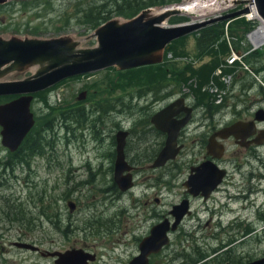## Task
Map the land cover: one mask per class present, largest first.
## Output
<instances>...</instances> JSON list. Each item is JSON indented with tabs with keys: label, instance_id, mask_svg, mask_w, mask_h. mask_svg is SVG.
I'll return each instance as SVG.
<instances>
[{
	"label": "flooded vegetation",
	"instance_id": "1",
	"mask_svg": "<svg viewBox=\"0 0 264 264\" xmlns=\"http://www.w3.org/2000/svg\"><path fill=\"white\" fill-rule=\"evenodd\" d=\"M8 2L10 0H5L0 3V6ZM9 32L28 33H18L12 30ZM164 57L165 55L162 56V59ZM28 73L29 71H25L22 75ZM171 85V80L167 78L158 80L151 87H147L152 93L150 105L137 106L130 111H126L124 108L122 110L126 113L115 115L118 116L115 124L120 127L111 135L114 149L106 152L109 157L107 169L111 170L112 180L108 188L117 189L119 192L129 190L132 203L139 200L140 205L147 207L144 213L138 214L136 202L132 205H126L127 203L123 202L124 214L101 216L91 214V219L85 222L81 229L77 230L81 231L83 236L88 235L89 241L79 240V245L68 244L61 248H47L41 245L40 216L41 213L46 215L42 208V200L46 196L45 188L39 186L37 189V182L31 180L32 169L26 159L32 151L38 155L43 152L46 141L43 140L41 130L46 127L47 113L38 117L40 121H36L32 111L33 93L36 91L31 92L29 111L32 113L33 122L16 148L13 150L7 148L8 156L0 162V177L5 179L0 180V186L7 184L6 188L13 187L7 179L12 174L14 175L15 159L19 160L18 164H22V161L25 162H23L25 165L23 184L25 185L24 189H26V193L21 197V195H14L13 187L12 191L8 190L5 194L7 195L6 198L3 196L0 199V238L8 236L11 233L10 230L13 232L16 230L17 235L15 239L7 240L6 245H3L4 241L0 239V264H15L14 262L24 260V258H15V248L19 251H32L42 257H49L51 259L50 264H58L55 262L57 255L50 254V252L64 251L70 248H81L91 255L90 258H86L84 264H128L129 260L140 252V243L156 224H159L163 231L156 240L155 249L152 248L147 252L145 264H214L219 252L223 253L217 260L218 264H240L264 255V250L259 254H254L251 245H249L250 251L248 248L244 252H234L239 244H243L245 239L252 236L256 231L253 227L255 220L262 222L264 228V156L259 150V147L264 146V136L261 135L264 133V119H254L255 131L242 138L239 135L248 131L245 127L236 130L238 137H234L232 134L221 137L217 132L221 127L235 120H252L257 108L264 110V93L259 92L255 98L254 95L250 96L249 91L244 88V92L234 94L231 104L226 101H220L217 104H203L187 100L186 93L183 91L177 96H171L173 94ZM0 95L3 97L0 100L2 103L17 97L20 93ZM178 96L182 97V104L168 108L167 117L162 119L166 105ZM255 101L256 104L253 103ZM76 103L73 106H76ZM95 107L101 108L102 114L101 112L97 114V112V115H93L89 121L90 124L85 123L86 128L87 126L92 128L93 135L112 119L110 117L112 107L110 102L96 104ZM76 108L74 109L76 110ZM156 113H158L157 116L161 123L166 119L177 120L186 115L187 118L177 130L175 141L179 147L174 157L167 159L159 166H152L151 163L163 145L166 135L164 130L154 126L150 120L151 116ZM83 114H86V111L80 109V116H84ZM128 119L131 120L130 125L122 126L120 124V122ZM77 120L78 118L75 119V121ZM38 126L39 129H37ZM118 130L125 131L122 150L128 168L122 173H129L131 181V184L124 189H121L113 178L116 153L115 135ZM133 131H140L144 135L151 132L153 138L140 137L132 141V145H129L128 137ZM105 136L108 137L109 141L108 133L101 132L103 140ZM209 137H211V141L221 146L220 150L219 148H207ZM42 141H44V145H42ZM181 153L184 154L180 160L181 166H183L182 178L179 180L182 192L178 198L169 200L167 208L159 210L155 207L163 203V198L159 197L158 194H161L162 191L167 194L175 193L174 184L165 178L160 179L159 175H155L151 183L144 182L139 194L134 193L133 190L139 186L138 184H141V181L135 180L137 171L153 170L168 162H176ZM202 161H207L209 168L201 170L197 180L194 179V181L189 182V178L197 172L195 166ZM69 166L70 168L73 167L71 162ZM84 167L87 168L88 172L93 169L88 156H86ZM175 167L178 169L177 166ZM72 172H76L75 167L72 168ZM174 176L171 174V179ZM80 181L82 183L87 182L85 179ZM0 193L3 194V192ZM60 195L65 198L68 211L72 212L75 208V202L71 194L62 192ZM115 195L114 197L110 195L109 199L114 198L115 201L123 199L121 194ZM8 200H11L12 203H8ZM34 200L38 202L37 205ZM68 201L73 203L72 208L69 207ZM30 202L29 208L34 209L35 213L33 214L28 212ZM34 207H37L36 210ZM15 213H18V220L23 219L17 227H13L12 223L13 219L16 218ZM135 216L140 218L135 219ZM67 217L72 216L69 214ZM30 221L32 222L30 223ZM34 227L35 229L38 228L37 234L32 232ZM74 227L62 229L59 232L67 238L75 233ZM207 227L209 229L204 232ZM22 242L32 244L34 248L23 246L20 244Z\"/></svg>",
	"mask_w": 264,
	"mask_h": 264
},
{
	"label": "rangeland",
	"instance_id": "2",
	"mask_svg": "<svg viewBox=\"0 0 264 264\" xmlns=\"http://www.w3.org/2000/svg\"><path fill=\"white\" fill-rule=\"evenodd\" d=\"M91 1L93 0H10L7 4L0 6V31L8 32L12 30L18 33H30L34 31L33 33L48 35L56 33L58 30L70 29L74 30L77 34L86 33L91 30V27H87L86 25L89 24L86 22L78 21V17L85 4ZM101 1L107 3L105 8L108 9L113 6V2L118 0H96L95 3ZM189 1L192 0H175V2L165 3V5L170 3L183 4ZM234 1L231 0V3H219L215 1L216 3L213 4L214 7L216 6L215 10L212 8H209V11L202 9V11L207 13L200 17L192 18L193 16L191 17L186 13L179 15H187L188 19H206L240 10L243 7L248 8L251 0H242L243 2L240 0ZM249 18L246 12H241L229 18L219 19L223 20L222 33L214 41L212 49L203 53H198L195 50L193 32L196 30L186 35L184 34L185 36L184 38L182 37L183 39L181 38L182 40H170V44L168 42L166 45H170L168 49L169 53L168 50L164 52L165 57L161 63L168 70L167 74L173 81L171 85L173 94L171 96H177L183 91L186 93L187 100L197 103L217 104V101H226L231 104L234 94L236 92H244V88L249 91L250 96L254 95L255 98L259 92L264 93V43L257 47L249 39L251 32L259 26L256 18ZM169 19L170 16L166 18L163 24L170 25L177 23L170 22ZM242 20L246 22L245 25L237 23L229 27L232 23L241 22ZM65 21L68 25H66ZM230 21L233 22L228 24ZM86 43H91V41L88 40ZM247 49L255 51L254 54H248ZM216 51L217 53H214ZM232 56L234 59L229 60ZM215 58L219 62H216L217 64L209 72L202 70V68L198 69L200 66H203V63L212 61ZM144 65L147 66L143 67ZM144 65H140L139 78L130 76L131 71H125L126 68L115 69L113 66H108L95 71L62 78L58 82L33 93L32 111L37 119L36 121H40L38 117L47 113L46 123L48 125V128L45 127V129L41 130L43 140L46 141L45 145L44 141H42V145H44L42 154L38 155V153L36 154V152L32 151L26 159L32 169V173H30L31 180L37 182V189L39 186L45 188L46 196L42 200V208L45 210L46 215L41 213L40 216L42 246L61 248L68 244L79 245V240L88 242L90 237L88 235L83 236L81 231L77 230L81 229L85 222L91 219L90 215L124 214L123 202H126V205H132L136 202L138 214L144 213L146 210L147 207L142 204L140 205L139 200L134 201V203L131 202L132 196L129 190L119 192L117 189L108 188L112 180L111 170L107 169L109 157L106 155L108 150L114 149L111 135L120 127L115 124L118 119V116L115 115L126 113V111L133 110L137 106L150 105L152 102V93L147 87H151V85L158 81H155V73H157L155 69L156 63ZM186 65H190L192 70L186 68ZM194 67H197V69ZM148 71H150L149 76L147 74ZM151 71L155 76H150L152 75ZM178 71H183L187 75L190 72L197 73L200 80L197 77L191 76L186 79V82L174 83L173 78H175V72ZM201 75H206L207 79H202ZM148 77L152 78L148 79ZM198 84H201L199 90L202 91V94L199 91H196V94H194L196 96L201 95L199 97H201L202 101L194 100V94H192L190 88V86L196 87ZM138 90H142V93L138 94ZM80 91H85L84 96L81 99H77L76 96ZM1 99L3 97L0 95ZM108 102L112 106L110 110V117L112 119L105 123L103 127L100 128L99 126L100 130L97 133L94 132L93 135L92 128H89L90 126L86 128L85 123L90 124L89 121L93 115L95 116L100 112L102 114V109H97L95 107L96 104ZM74 103H76V106H73ZM253 103L256 104L257 102ZM124 108H126V111L122 110ZM80 109L86 111V114H83L84 116H80ZM64 115L66 116L64 117ZM76 118H78L77 121H75ZM96 124L95 126H97ZM120 124L128 126L131 124V120L122 121ZM37 129H39V126ZM101 132L108 133L109 141L107 136L104 137V140L101 138ZM151 135V132H147V135H144L140 131H133L128 137L129 145H132V141L140 137L151 139L153 138ZM259 150L264 156V146L259 147ZM7 156L8 149L0 141V162ZM86 156L92 162L93 169L91 172H88L87 168L84 167ZM183 157L184 154L181 153L176 162H168L153 170L143 169L137 171L135 180L141 181V184H138L139 186L133 190L134 193L139 194V191L144 186V182L151 183L154 180V176L159 175L160 179L165 178L174 184L175 193L167 194L165 191H162L161 194H158L159 197L163 198V203L155 207L159 210L167 208L169 200L178 198L182 192L179 180L182 178L183 166H181L180 160ZM112 158L113 156L111 160ZM15 161L16 164L14 163L13 168L14 175L10 172L12 175L7 179L14 188H6L7 184L1 185L0 192H3V194L0 193V199L3 196L6 198L7 195L5 194L8 190L12 191V188L15 196L21 195L23 197V194L26 193V189H24L25 185L23 184V175L25 173L24 161H22V164H18V159H15ZM70 162L76 168V172H72L73 167L70 168ZM176 170H179V172H176ZM171 174L175 175L173 179H171ZM84 179L87 182L82 183L80 180ZM0 180L5 179L0 177ZM62 192L70 193L74 199L75 208L72 212L68 211L65 198L60 195ZM115 194H121L123 199L118 201H115L114 198L109 199L110 195L114 197L116 196ZM34 202L36 205L38 204L35 200ZM8 203H12V201L8 200ZM30 204L31 202L28 204V208ZM34 208L36 210L37 207ZM28 212L35 213L33 208H29ZM69 214L72 217H67ZM17 215L18 213H15L16 218L12 221L13 227H17L23 221V219L18 220ZM138 218L140 217L135 216V219ZM262 225V222L255 220L253 227L256 231L252 236H248L243 244H239L234 252H244L251 245L254 254L261 253L264 250V228ZM72 227H74L75 233L69 235L67 238L63 237L64 234L59 232L62 229ZM34 229L35 227L32 229V232L34 231L37 234L38 228ZM208 229L209 227L204 229V232ZM10 231L11 233L8 236L0 238L4 241L3 245H6L7 240L16 238V230L15 232L13 230ZM14 250L15 258H24V260L14 262L15 264H50L51 262L49 257H42L32 251H19L17 248ZM222 253L219 252L216 255L217 257L215 256L216 262L214 264H218L217 260Z\"/></svg>",
	"mask_w": 264,
	"mask_h": 264
},
{
	"label": "water",
	"instance_id": "3",
	"mask_svg": "<svg viewBox=\"0 0 264 264\" xmlns=\"http://www.w3.org/2000/svg\"><path fill=\"white\" fill-rule=\"evenodd\" d=\"M4 1L0 0V3ZM215 1L231 3L229 0H206L208 8L204 6L201 10L214 9ZM253 3L259 17L264 21V0H253ZM247 9V7H243L240 10L206 19L164 25V21L169 16L186 12L179 5L145 6L129 17L112 15L86 33L77 34L74 30L48 35L17 34L9 31L0 33V94L20 93L17 97L0 103L1 143L13 150L31 126L33 122L32 113L29 111L31 92L50 86L62 78L108 66L124 69L160 62L164 48L170 40L197 30L211 21L235 16ZM88 40L91 43H86ZM25 71H29V73L22 75ZM83 94L84 91H80L76 98L80 99ZM182 101V97L179 96L170 101L163 110L165 113L162 119L167 117L168 108H172L174 105L178 106L182 104ZM157 115L158 113L152 115L150 120L154 126L164 130L166 135L163 145L151 163L152 166H159L167 159L174 157L179 147L175 141L176 133L187 118L186 115L177 120L166 119L161 123ZM254 119H264L262 108L255 110L252 120H235L221 127L217 132L221 137L228 134L238 137L236 130L245 127L248 131L239 135L242 138L255 131ZM124 135V130H118L115 135L116 153L113 178L121 189L131 184L129 173H122L128 168L122 150ZM261 135L263 137L264 133ZM207 148H219L220 150L221 146L215 144L209 137ZM207 161H202L195 166L197 172L189 178V182L197 180L201 170L209 168ZM72 204L71 201H68L70 208H72ZM162 231L159 224L153 225L150 233L140 243V252L134 255L128 264H145L147 252L152 248L155 249L156 240ZM20 244L34 248L30 243L22 242ZM50 254L57 255L55 262L58 264H84L86 258L91 257L81 248L52 251ZM262 263H264V255L240 264Z\"/></svg>",
	"mask_w": 264,
	"mask_h": 264
},
{
	"label": "trees",
	"instance_id": "4",
	"mask_svg": "<svg viewBox=\"0 0 264 264\" xmlns=\"http://www.w3.org/2000/svg\"><path fill=\"white\" fill-rule=\"evenodd\" d=\"M95 1L96 0H93L91 2L86 3L85 6L81 10V13L78 17L79 19L77 18L78 21H80V22L88 23L89 25H86V26L89 28L94 27L95 25L102 22L103 20H105L106 18H108L109 16H111L113 14L130 16V15L134 14L135 12H137L140 8L145 7V6L163 5V4H165L167 2H171V1L175 2V0H118L116 2H113V6L106 9L105 5H107V3H104L103 1H101L99 3H95ZM186 18L187 17L184 15H173L170 17L169 20H170V22H176V21L184 20ZM231 22H233V21L228 22V24H230ZM65 23H66V21H65ZM222 23H223V20H215V22L212 21L210 23H207V24L201 26L200 28H198V30L193 32V35L195 37L194 46H195V50L198 53H203L205 51H210L212 49V45H213L214 41L217 40V38L220 36V33H222V27H223ZM237 23H240L243 25L246 24V22L244 20H242L241 22L232 23L231 25H229V27H232V25L237 24ZM66 25H68V23H66ZM228 29H230V28H228ZM230 30H229V33L231 34ZM185 35L177 37V38L173 39L172 41H178L182 37L184 38ZM168 44H170V42ZM169 48H170V45L166 46L164 49V52L167 51ZM254 52L255 51H250L248 54L253 55ZM214 53H217V51ZM174 54H176V53H174ZM216 62H219V61L215 58L212 61L203 63V66H200L198 69L202 68V70H206L209 72V70H211L212 67L217 64ZM148 65H150V64H148ZM145 66H147V65H144L143 67H145ZM139 68H141V67L140 66H135V68L130 67V68H126L125 71H131L130 76H136L137 78H139L138 77ZM186 68L192 70V67H190V65H186ZM194 68L197 69V67H194ZM155 69L157 72V73H155V75H156L155 80H161V79L167 78V79L171 80V82H173L172 78L169 77L167 74L168 70L165 69L164 65L161 62L156 63ZM255 69H257V68H255ZM149 73H150V71L147 72L148 76H149ZM151 73H152V75H150V76H152V77L155 76L152 71H151ZM178 75H179V77H178ZM191 76H193L194 78L197 77V79L200 80V78H198L197 73H191L190 72L187 75L183 71H178V72H175V78H173L174 83L186 82V79L188 77H191ZM152 77H150V78L148 77V79H151ZM201 77H202V79H207L206 75L205 76L201 75ZM200 85L201 84H198L196 87L190 86L192 94H194V93L196 94V91H199V93L202 94V91L199 90ZM141 91L142 90H138L137 93L141 94L142 93ZM195 94H194V100L202 101L201 97H199L201 95L196 96ZM224 96H225V94H224ZM224 96H223V98H224ZM204 104H208V103H204ZM45 126L48 128L47 123H45ZM21 157H22V155H21Z\"/></svg>",
	"mask_w": 264,
	"mask_h": 264
},
{
	"label": "bare ground",
	"instance_id": "5",
	"mask_svg": "<svg viewBox=\"0 0 264 264\" xmlns=\"http://www.w3.org/2000/svg\"><path fill=\"white\" fill-rule=\"evenodd\" d=\"M207 4L208 3H206V0H196L179 4V7L193 17H200L205 14V11H202L201 8L204 6L208 8ZM246 13L248 17L256 18L259 22V26L257 27V29L251 32L249 36V39L252 40V42H254V44H256V46L258 47L260 44L264 43V21L255 12L252 0L250 1V6L248 7V11Z\"/></svg>",
	"mask_w": 264,
	"mask_h": 264
},
{
	"label": "built area",
	"instance_id": "6",
	"mask_svg": "<svg viewBox=\"0 0 264 264\" xmlns=\"http://www.w3.org/2000/svg\"><path fill=\"white\" fill-rule=\"evenodd\" d=\"M250 42H251V41H250ZM233 59H234V57H233V56L229 58V60H233ZM218 100H219V98H218Z\"/></svg>",
	"mask_w": 264,
	"mask_h": 264
}]
</instances>
